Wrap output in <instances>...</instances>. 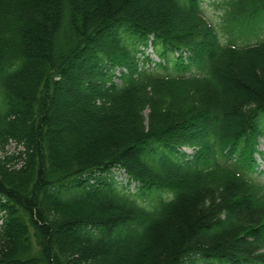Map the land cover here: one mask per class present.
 <instances>
[{
  "label": "trees",
  "instance_id": "obj_1",
  "mask_svg": "<svg viewBox=\"0 0 264 264\" xmlns=\"http://www.w3.org/2000/svg\"><path fill=\"white\" fill-rule=\"evenodd\" d=\"M225 4L0 0V264H264V39L220 34L264 0Z\"/></svg>",
  "mask_w": 264,
  "mask_h": 264
},
{
  "label": "rangeland",
  "instance_id": "obj_2",
  "mask_svg": "<svg viewBox=\"0 0 264 264\" xmlns=\"http://www.w3.org/2000/svg\"><path fill=\"white\" fill-rule=\"evenodd\" d=\"M226 0H201L202 8L204 11L205 16L210 20L216 28L219 30H222L224 32V23L222 21V15L224 14V2ZM259 26H264V20L263 22H259ZM233 32L232 35L230 33L223 34L220 33L224 40L231 41L238 43L240 45L246 44V43H255L257 40L264 38V28L262 30H259L255 35H251V30H253L254 25L250 22H246L245 25H242L239 27L238 24H234L233 26ZM230 27L228 26L227 29ZM238 31V32H237ZM244 32V35H239L241 32ZM149 51L152 53V50L149 49ZM260 148L264 150V141H261ZM6 152L8 154L16 153L20 150L18 145L14 142H12L10 145L6 147ZM188 152H192L191 149L187 150ZM0 154H4L2 149H0ZM260 161V170H264V159L258 158ZM113 172L115 173V177L118 181L125 180L124 175L121 171L114 169ZM135 184H132V188H134ZM130 187V188H131ZM132 190V189H131ZM135 190V189H134ZM156 197V193L154 192L150 197L145 198V204L146 205H152L154 198Z\"/></svg>",
  "mask_w": 264,
  "mask_h": 264
}]
</instances>
